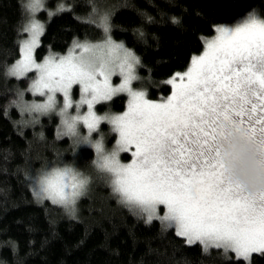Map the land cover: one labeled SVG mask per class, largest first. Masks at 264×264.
<instances>
[{
  "label": "snow or ice",
  "instance_id": "6c2138e0",
  "mask_svg": "<svg viewBox=\"0 0 264 264\" xmlns=\"http://www.w3.org/2000/svg\"><path fill=\"white\" fill-rule=\"evenodd\" d=\"M89 3L94 18L84 22L102 29L104 38L75 40L66 55L50 50L37 62L34 53L45 32L37 13L44 0H25L27 18L20 33L26 38L19 41L20 58L5 75L23 79L35 73L28 91L43 100L25 103L20 92L13 106L32 123L58 114L61 135L94 151L95 167L134 215L148 223L159 220L187 244L199 243L205 253L218 249L237 264H251L252 254H264V192L250 195L231 181L219 144L228 139L229 130L242 132L260 154L256 163L264 172V18L250 15L235 26L217 27L186 70L164 82L171 93L153 101L132 86L140 79L139 57L111 39L113 11L101 10L96 0ZM114 75L121 77L118 86L112 84ZM74 86L80 92L75 105ZM117 94L129 98L122 114L96 113L95 105ZM57 95L63 98L58 113ZM83 106L87 111L80 114ZM73 107L76 115L70 114ZM103 123L117 137L110 151L103 143ZM121 153H130L131 161L122 163ZM29 180L38 200L63 207L69 215L90 184L88 176L65 161Z\"/></svg>",
  "mask_w": 264,
  "mask_h": 264
},
{
  "label": "trees",
  "instance_id": "16d2710c",
  "mask_svg": "<svg viewBox=\"0 0 264 264\" xmlns=\"http://www.w3.org/2000/svg\"><path fill=\"white\" fill-rule=\"evenodd\" d=\"M24 1L0 0V264H237L222 250L205 253L198 243L187 244L161 222L148 223L134 215L112 194L104 176L92 175L91 190L80 199L74 215L34 196L29 177L61 161L88 171L95 167V153L89 147L78 149L69 137L57 136L54 114L24 124L20 110L13 106L14 94L23 91L25 79L6 76L5 70L19 56ZM66 2L67 10L45 22L37 59L50 50L66 53L75 40L103 36L95 24L84 22L94 18L89 0ZM96 2L100 9L113 11L110 36L139 57L137 73L152 100L171 93L164 82L186 70L192 55L202 52L203 42L217 27L234 25L250 15L264 18V0ZM173 18L179 23H171ZM124 107L125 96L117 95L99 109L117 113ZM105 127L109 126L102 124ZM251 264H264V254H252Z\"/></svg>",
  "mask_w": 264,
  "mask_h": 264
},
{
  "label": "rangeland",
  "instance_id": "374dc122",
  "mask_svg": "<svg viewBox=\"0 0 264 264\" xmlns=\"http://www.w3.org/2000/svg\"><path fill=\"white\" fill-rule=\"evenodd\" d=\"M67 0H44V6H43V10H41V11H39L38 13H37V19L41 22V23H43V24H45V22L49 19V18H51V16H53L54 14H56L57 12H59V6L60 5H64V7L67 9L68 7V3L66 2ZM25 2V1H24ZM101 10H104V9H101ZM49 13H52V15L50 16L49 15ZM41 14L43 15V17L44 18H41ZM26 18H27V13H26ZM246 18H248V17H246ZM246 18H244V19H246ZM25 22H26V20H25ZM240 22H242V20L240 21ZM237 24V23H236ZM236 24H234V25H231V26H235ZM102 30V29H101ZM102 33H103V31H102ZM216 35V32L211 36V37H209V38H207V39H210V38H212V37H214ZM26 38V34H24L23 35V37L21 38V39H25ZM104 38V33H103V36H101L99 39H97V40H95V41H91V42H98V41H101L102 39ZM20 39V40H21ZM112 39V38H111ZM19 40V41H20ZM113 40V39H112ZM115 43H118V44H122L121 42H119V41H115V40H113ZM73 45V44H72ZM72 45H71V47H72ZM70 47V48H71ZM127 48V47H126ZM128 49V48H127ZM128 50H130V49H128ZM131 51V50H130ZM203 51V50H202ZM68 53V51L66 52V53H63V54H58V55H66ZM34 56H35V53H34ZM20 58V54H19V56H18V58L16 59V60H18ZM35 59L37 60V62H41V61H43V59H44V57L42 58V59H37L36 58V56H35ZM15 60V61H16ZM15 61L12 63V64H14L15 63ZM11 64V65H12ZM10 65V66H11ZM9 66V67H10ZM136 72H137V68H136ZM180 73H182V72H180ZM138 74V73H137ZM139 76V75H138ZM140 77V76H139ZM13 78H15V77H13ZM35 78V73H28L27 74V76L26 77H24L23 79H25V81H24V83H23V85H25L24 87H23V91H19V92H16L15 94H14V96H16L17 97V94L18 93H20V92H23L24 93V97H23V99H24V102L25 103H32V102H40V101H42L43 100V97H39V96H33L32 94H31V92H29L28 91V88H29V85H30V83H31V81L33 80ZM16 79V78H15ZM169 79V78H168ZM167 79V80H168ZM166 80V81H167ZM121 82V77L119 76V75H114L113 77H112V84H113V86H118L119 85V83ZM143 83V80H142V78L140 77V79L139 80H137V81H135L134 83H133V88L134 89H137V90H144L145 91V89L143 88V86L141 85ZM171 91H172V89H171ZM27 94H30V96L28 97L29 99H27ZM117 95H124L125 96V107H124V109L121 111V112H117V113H112V112H110L109 111V109L108 108H105V109H99L100 108V106H107V104L111 101V99L112 98H114L115 96H117ZM117 95H114L110 100H108V101H106V102H103V103H99V104H97V105H95V111H96V113L97 114H99V115H104V114H122L125 110H126V107H127V102H128V96L126 95V94H117ZM169 95V94H168ZM167 95V96H168ZM166 96V97H167ZM166 97H164V98H166ZM79 98H80V92H79V87L78 86H74V88H73V92H72V101H73V105H75L78 101H79ZM148 98V97H147ZM28 101H27V100ZM149 99V98H148ZM161 98H159V99H155V100H153V101H159ZM150 100H152V99H150ZM62 105H63V98L60 96V95H57V113L59 112V108L60 107H62ZM70 111V114L71 115H76L77 114V110H76V108L75 107H73L72 109H70L69 110ZM87 111V108H86V106H83L81 109H80V114H83V113H85ZM21 115V117H22V123H24V124H26V123H28V121H30V123L32 124V122H31V118L27 115V114H20ZM54 116H56L57 117V128H56V130H55V133H56V135L57 136H59V137H61L62 135H61V118H60V116L58 115V114H54ZM103 124H107V123H103ZM109 127H105V128H102V125L100 126V131L103 133V143H104V146H105V148H106V150H112L114 147H115V141H116V134L115 133H113L112 131H111V126L109 125V124H107ZM81 134L82 135H86L87 133H86V130H84L83 129V126L81 125ZM111 134L113 135V137H114V140L113 141H111L110 142V140H111ZM95 138H99V136L97 135ZM70 140L71 141H73L71 138H70ZM74 142V141H73ZM75 144V143H74ZM76 145V144H75ZM82 146H84V147H88V146H86V145H79L77 148L78 149H80ZM74 151V150H73ZM74 154V153H73ZM131 159H132V157H131V154L130 153H121L120 154V160H121V162L122 163H129L130 161H131ZM55 165H58V164H55ZM74 166L76 167V168H78L83 174H85L86 176H88L89 178H90V184H89V188H88V190H87V192L85 193V195L84 196H82L80 199H82L83 197H85L86 196V194L88 193V192H90V190H91V187H92V184L94 183V179H93V176L92 175H94V176H97V175H99V176H101V178H103L102 176H104L102 173H100L98 170H97V168L95 167V168H91L90 170L88 169V171H85V169H81L80 167H78V166H76L75 164H74ZM105 177V176H104ZM106 178V177H105ZM80 199L78 200V202L80 201ZM78 202H77V204H78ZM76 204V205H77ZM76 207V206H75ZM75 211H76V208H75ZM161 215L163 214L162 212L160 213ZM146 219V218H145ZM157 221H159V220H157ZM160 222V221H159ZM174 230V229H173ZM174 232H175V230H174ZM199 244V243H198ZM200 245V244H199ZM201 246V245H200ZM202 247V246H201Z\"/></svg>",
  "mask_w": 264,
  "mask_h": 264
},
{
  "label": "clouds",
  "instance_id": "9594fccd",
  "mask_svg": "<svg viewBox=\"0 0 264 264\" xmlns=\"http://www.w3.org/2000/svg\"><path fill=\"white\" fill-rule=\"evenodd\" d=\"M223 163L233 183L248 193L264 192V172L256 160L260 155L244 138L243 133L229 130L228 139L219 144Z\"/></svg>",
  "mask_w": 264,
  "mask_h": 264
},
{
  "label": "bare ground",
  "instance_id": "6f19581e",
  "mask_svg": "<svg viewBox=\"0 0 264 264\" xmlns=\"http://www.w3.org/2000/svg\"><path fill=\"white\" fill-rule=\"evenodd\" d=\"M42 15V14H41ZM95 168V167H94Z\"/></svg>",
  "mask_w": 264,
  "mask_h": 264
}]
</instances>
